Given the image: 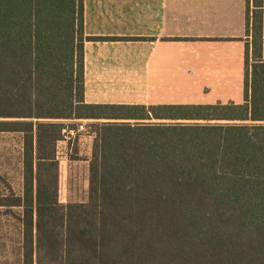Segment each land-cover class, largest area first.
<instances>
[{"label":"trees","instance_id":"obj_1","mask_svg":"<svg viewBox=\"0 0 264 264\" xmlns=\"http://www.w3.org/2000/svg\"><path fill=\"white\" fill-rule=\"evenodd\" d=\"M263 8L248 0L244 104L97 106L84 0H0V136L22 177L0 175L4 264H264ZM83 121L89 190L64 205L58 146Z\"/></svg>","mask_w":264,"mask_h":264},{"label":"crops","instance_id":"obj_2","mask_svg":"<svg viewBox=\"0 0 264 264\" xmlns=\"http://www.w3.org/2000/svg\"><path fill=\"white\" fill-rule=\"evenodd\" d=\"M84 8L86 104L245 103L248 0H84Z\"/></svg>","mask_w":264,"mask_h":264},{"label":"rangeland","instance_id":"obj_3","mask_svg":"<svg viewBox=\"0 0 264 264\" xmlns=\"http://www.w3.org/2000/svg\"><path fill=\"white\" fill-rule=\"evenodd\" d=\"M80 131H73L58 146L60 162V201L67 205L70 202H84L89 190L90 158L92 154L91 129L89 122L81 123ZM20 140L17 136H0V175L5 177L15 191L22 186ZM0 233L10 245L13 229L7 228ZM10 231V232H9ZM1 244V241H0ZM0 251V264H4Z\"/></svg>","mask_w":264,"mask_h":264}]
</instances>
